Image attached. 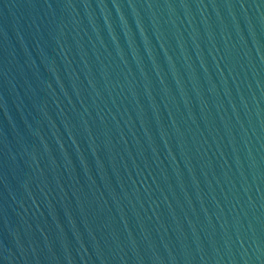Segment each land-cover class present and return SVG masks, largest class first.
<instances>
[{"label":"water","instance_id":"obj_1","mask_svg":"<svg viewBox=\"0 0 264 264\" xmlns=\"http://www.w3.org/2000/svg\"><path fill=\"white\" fill-rule=\"evenodd\" d=\"M0 264H264V0H0Z\"/></svg>","mask_w":264,"mask_h":264}]
</instances>
